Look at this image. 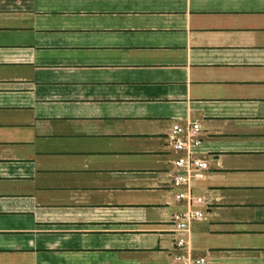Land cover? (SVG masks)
Segmentation results:
<instances>
[{
    "label": "crops",
    "instance_id": "obj_1",
    "mask_svg": "<svg viewBox=\"0 0 264 264\" xmlns=\"http://www.w3.org/2000/svg\"><path fill=\"white\" fill-rule=\"evenodd\" d=\"M194 121L188 251L264 264V0H0V264H174Z\"/></svg>",
    "mask_w": 264,
    "mask_h": 264
},
{
    "label": "built area",
    "instance_id": "obj_2",
    "mask_svg": "<svg viewBox=\"0 0 264 264\" xmlns=\"http://www.w3.org/2000/svg\"><path fill=\"white\" fill-rule=\"evenodd\" d=\"M201 126L198 122H188L185 125L175 123L172 126L170 140L176 157L172 161L174 173L170 174L173 188L176 190L174 200L185 205V210L175 214L171 220L175 246L180 253L174 258V264H209L204 258H193L188 251L185 235L190 232L193 224L204 219V198L194 194V183L203 181L210 171L209 163L196 155L202 145Z\"/></svg>",
    "mask_w": 264,
    "mask_h": 264
},
{
    "label": "rangeland",
    "instance_id": "obj_3",
    "mask_svg": "<svg viewBox=\"0 0 264 264\" xmlns=\"http://www.w3.org/2000/svg\"><path fill=\"white\" fill-rule=\"evenodd\" d=\"M152 215H153V216H151V217L155 218V217H157L158 214H157V213H156V214L153 213Z\"/></svg>",
    "mask_w": 264,
    "mask_h": 264
}]
</instances>
